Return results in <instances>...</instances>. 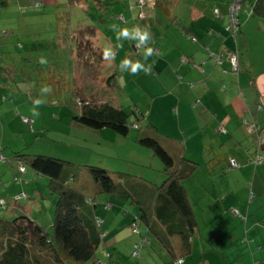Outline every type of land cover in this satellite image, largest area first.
Returning a JSON list of instances; mask_svg holds the SVG:
<instances>
[{
    "label": "crops",
    "instance_id": "0c3cea01",
    "mask_svg": "<svg viewBox=\"0 0 264 264\" xmlns=\"http://www.w3.org/2000/svg\"><path fill=\"white\" fill-rule=\"evenodd\" d=\"M21 1L28 6L23 8L24 13H27L28 9L31 10L30 13H40V4L55 3L53 0ZM33 1H37V5H34ZM180 1H184L185 7L180 15L174 16L171 8L174 5L177 7ZM229 2L230 0L165 1L168 15H164L171 23L178 24L181 36L177 43L169 45L162 38L155 42L154 48L158 55L149 57L147 62L153 64L152 72L148 74L151 82L147 90L148 93H153V97L150 99L146 121L162 132L164 135H160L165 136L171 143L181 144L184 157L196 163L190 176L184 180L197 221L191 237V255L188 261L194 264H264V132L257 133L260 135L259 142L257 134L248 130L251 125H264V13L253 12L256 0H243L236 15L239 23L238 33L232 36L226 30L229 24ZM260 4L264 6V0ZM215 9L219 10L220 15L215 14ZM133 16V11L128 17L124 16L127 25L134 22ZM98 42L100 53L107 46H111L116 53L115 60L109 62L111 74L114 75L112 81L116 84L119 76L124 74L119 70L123 57L132 59L137 56L138 59L141 50L136 54L130 53L128 46L120 50L118 45L124 42L119 43L113 36ZM129 43L133 42L129 40ZM57 45L66 47L67 52L61 51L63 62L60 66L58 64L50 69L55 74L61 72L60 77L66 79L64 84H68L65 90L71 95L76 89V62H81L74 52L76 41L72 38L68 42L58 41ZM7 47L0 45V62L3 65L6 63L3 61L9 57L6 53ZM232 52L237 53L238 59V71L235 72L226 59ZM211 53L222 54V64L216 65ZM50 64L55 65L54 61ZM63 64L65 69L61 68ZM2 74L6 76L5 72ZM126 75L125 72L124 82L133 81L129 76L125 78ZM120 87L116 84L115 95L119 99L130 95ZM97 89L90 88V94L99 93ZM85 90L88 92V89ZM3 96L1 99L5 102L7 97ZM10 96L17 108L26 111V114L21 115L32 116H28L32 119L33 130L28 127L31 136H36V131H40L42 135L48 136L45 140L62 143L74 163L84 161L86 164L100 165L108 169L111 167L103 159L96 160L94 164L91 162V156L96 153L101 156L108 154L106 150L111 147L110 143L99 138L101 132L109 133L112 140L124 142L118 134L79 125L71 119V109L68 107V129L72 135L69 138L50 140L51 127L55 123L38 109L40 114L34 117L32 105L27 108L28 102L22 96L17 97L14 91ZM53 102L50 105L54 107ZM25 105L26 107H23ZM137 112L141 113L140 110ZM50 114L58 119V124H65L59 119L57 109L51 110ZM145 117L143 115V118ZM60 130L58 127L59 132ZM41 140L42 138L35 137L33 142L40 145ZM2 145L4 143H0V154L10 157ZM5 146L11 148L10 144ZM87 150L88 157L83 158ZM110 153L113 154L112 151ZM256 154L263 156L261 163L255 164L251 161ZM146 155L147 158L153 156L152 161H156L152 152ZM230 159H234L237 166L228 168ZM1 165L2 162L0 197L9 199L7 202L13 211L20 213L11 196L23 190L30 195L33 205L37 207L34 214L40 211L41 204L37 200L38 196H42V185L47 181H41L45 178L34 172H27L21 176L20 182H16L14 179L19 176L16 168ZM101 200V204L109 203L111 209L107 210L101 205L97 207V215L102 218L103 229L106 231V236L96 253L98 258L108 251L111 256L106 264H175L169 252L153 237L148 244L157 255L148 251V245L143 246L141 237L139 239L131 236V214L127 211L134 209L124 198L110 196ZM28 213L40 221L41 214L34 217L31 210ZM49 219L52 223V216H49ZM126 229L130 233L126 232ZM138 243H142L140 250L145 249V253L140 251L141 258L135 260L131 258V252L133 246ZM126 253H129L130 258Z\"/></svg>",
    "mask_w": 264,
    "mask_h": 264
},
{
    "label": "trees",
    "instance_id": "16d2710c",
    "mask_svg": "<svg viewBox=\"0 0 264 264\" xmlns=\"http://www.w3.org/2000/svg\"><path fill=\"white\" fill-rule=\"evenodd\" d=\"M61 1L64 5L65 1ZM104 1L108 4L114 0ZM165 1L155 0V7L159 8L163 14L168 15V7ZM261 1L256 0L253 4V12L256 14L264 13V6L260 4ZM58 4H40L41 10L44 9L40 13L41 15L30 13L31 10H27L28 16H26L34 17L29 21H26L23 17L21 25L25 28L23 36H28L27 41L34 44L30 47L31 49L38 50L39 48L48 49L51 47V50L54 45L59 48V56L62 54L61 51L67 52L66 47L62 48L57 44L58 41L68 42L70 40L69 29L75 28V23L72 19L70 20V17L65 19L66 24L62 28L61 25H56L57 31L52 36V42L50 43L47 42L45 37L40 36L43 32L37 29V24H41V19L37 18L48 15V12H52L49 15H54L52 8L57 7ZM82 4V7L86 5L84 0H82ZM133 8V5L129 7L130 13ZM20 9L22 11L23 7ZM66 13L68 14V12ZM75 15L80 20L81 15L78 10H76ZM133 17L135 18V16ZM83 21L85 22V20L77 22V26ZM115 21L127 25L125 17L124 19L116 17ZM132 25L131 23L130 26ZM52 27L53 24H50V28ZM100 30L92 28L89 33L83 31L80 36L72 37L77 41L76 48L78 52L75 53H80V59H85L86 55L88 58L92 57L91 49L93 48L89 41ZM11 34L9 29L1 28L0 45L10 44L12 41L10 39ZM100 34L98 40L103 41L104 32L101 31ZM107 38L110 39V36H107ZM37 42L42 44L39 45ZM82 43L84 44L82 45ZM19 45L22 46L20 43ZM82 46L86 48L84 52L79 50ZM140 50L134 48L133 52H129L136 54ZM54 52L55 50L52 54H55ZM98 54L101 55L100 51ZM215 64L220 65L216 61ZM113 76V74H110L106 79L107 90L114 94L113 99L97 102L94 99L81 97L80 91L77 92L75 89L74 95H70L67 105L71 109V119L79 125L92 129H110L118 135L126 136L130 128H140L136 126V121L129 118L134 113L135 118L140 119V113L136 110H133L132 113L124 110L120 99L115 95L117 90L116 84L112 81ZM76 98H79V104L76 102ZM24 117L29 118L31 121H24ZM21 120L29 126L30 130H33L30 117L21 115ZM147 128H150L156 136L146 134L144 137H138L136 141L141 146L150 148L152 154L156 155L162 162L163 168L161 171L164 172L165 177L158 185L149 183L142 176L114 172L100 165L74 164V162L68 160L40 154L42 152L32 154L17 151L10 157L0 154L2 164L6 161L14 162V168H16L19 175L14 179L16 182H20L21 176L29 172L27 167L32 168V172L45 178L47 182L43 185L41 197L48 199L53 206L51 215H49L52 216V223L49 224L52 229L51 232L48 228L43 227L38 222L39 220L32 218L28 213L30 210L25 211L21 206V208L18 206L20 213L12 211L13 213L10 216L8 215V218H3L0 214V264H85L89 260L92 261V264H96L97 260L108 261L111 256L108 251L101 258L96 256L100 244L106 236V231L103 229V220L97 215L96 211L99 205L107 210L111 207L109 203H99L96 195L93 197L88 196L85 192L73 186L72 183L77 177L76 173L81 170L80 167L85 168L91 174L95 184V194L117 195L137 208L136 210L133 208L134 211L126 210L131 214L129 228L131 229L132 223L137 225L138 232H132V229L131 232L138 234L142 238V242L149 243L150 238L153 237L169 252L174 262L179 258H183L182 264H194L188 263V261L191 255V237L195 231L197 221L183 181L190 176L196 163L184 157V149L181 144L168 141L165 136L154 130L155 127L151 123H148ZM44 189L45 192H43ZM30 198V195L23 190L17 191L11 196L13 204L22 199L27 202L30 200L33 203ZM30 202L26 203L23 208L27 207ZM9 205L5 197H0V210H13ZM174 240H177V247L174 245ZM141 247L142 243L141 245L138 244L137 249L139 250ZM134 249L135 246H133L132 251Z\"/></svg>",
    "mask_w": 264,
    "mask_h": 264
},
{
    "label": "rangeland",
    "instance_id": "374dc122",
    "mask_svg": "<svg viewBox=\"0 0 264 264\" xmlns=\"http://www.w3.org/2000/svg\"><path fill=\"white\" fill-rule=\"evenodd\" d=\"M43 1L44 0H41V2ZM53 1L56 2L54 4L59 3L57 7L52 8L54 15L51 16L49 14H51L52 12H48V15H42L43 18L41 16L37 18L41 19V24H37V29L40 32H43V34H40V36L45 37L47 42L49 43L52 42V36L56 34V25L59 24L62 28L63 25L66 24L65 19H67L68 17H71L75 23V28L69 29L70 40L72 39V37L75 38L76 36H80V33H82L83 31L87 33L91 32L92 28H97V30H100L101 28L106 38L107 36H113L115 39L116 33H114L110 28L112 24L119 25L120 27H132L134 25L148 26L153 37V41L149 44V46L151 47H154V43L159 41V39L161 38L163 39V41H166L168 45L177 43L181 36L179 33L180 31L178 29V24L171 23L169 18H167L159 8L155 7V0H114L108 4H106L104 0H84V2L86 3L84 7L81 6L83 5L82 0H64V5L62 4L61 0ZM166 1L168 2L171 0ZM130 3H132V5L134 6L132 10L135 16V20L134 22H132L133 25H125L122 22L117 23L115 21L116 16H122L123 18L124 16H129V7L132 6L130 5ZM179 3L180 4L177 7H175L174 5L171 8L172 15L174 16L180 15L185 7L184 1H180ZM33 4L37 5V1H33ZM20 6L23 8L28 7L23 4V1L21 0H0V29L4 27L9 29L12 33V37H10L12 41L10 42V44H6L8 46L7 48L9 52L7 54H9V57H7V60L3 61L6 62L4 63V65L2 62H0V120L2 122V124H0V143H4V145H2V148L5 153L9 154V156H12L13 153L17 151L36 153L37 150H40V152H42L40 154H45L48 156L71 161V158H69L67 154L69 152L66 151L62 143L57 141L49 142L48 140H45L44 138H47L48 136L42 135L40 131H36V136H31V133L28 129L29 126L21 120V114H26V111H22L20 108H17L16 105H14L11 101L10 94L12 93V91H14L17 97L22 96V98H24L28 102L27 108L31 105L32 107H34L33 100L42 99L44 103L39 106L38 110L44 112V115H47V117L51 121H53V123H55L53 126L52 124H47L49 127L52 126V136L50 135V140H53V138H69L72 135L69 132L70 130L68 129V127H70L68 123L70 120L68 116L69 110L67 109H69L70 107L67 105V102L69 101L70 94L67 90H65V87L68 84H64L66 79L65 77H60L61 72L55 74L50 69L52 68V66L57 67L58 64L60 66V64L63 62V56L58 55L59 48H57V46H53V49L51 50V47L48 49L39 48L38 50L30 48L34 44H31L27 41L28 36H23L25 28L22 27L21 22L23 17H25L24 19H26V21H29L33 19L34 16L27 17L28 14L23 12L24 9L21 11ZM76 10H78L79 14L81 15L79 19L85 20V22H81L78 26L77 22H79L80 20H78L77 16L75 15ZM42 11H40V13H42ZM66 12H68V14ZM49 23L53 24L52 28H50ZM158 34H160L161 36H159ZM99 36V33H95L93 37L90 38L89 44H91V47L94 49H91L92 57L88 58L86 55L85 59H81V62H76L78 63V65L76 64L77 78L75 79L76 91H80V96L86 99H94L97 102L106 101L110 98L113 99L112 96L114 95L111 94V92H109L106 87V79L108 78V75L112 73V69L109 66V62L103 59L102 52L101 55L98 54V52L101 51L98 45ZM105 37H103V41H106ZM122 41L124 42L122 44L123 47L128 46V51L133 52L134 48H136L135 41H131L133 43H129V40ZM19 43L22 45L21 47ZM83 44L84 43H82V45ZM122 48L120 47V50H122ZM41 50L43 52H40ZM53 50H55V54H52ZM79 50L80 52H84L86 48L82 46L79 48ZM74 52H78L76 46L74 48ZM162 52L160 53L161 55L163 54ZM76 55L77 57H79L80 53ZM41 57L47 60V64L39 63V59ZM123 58H125V56ZM135 59H137V56H133L132 60ZM138 59L141 61L144 60L142 55L140 57L138 56ZM53 61L55 65L50 64ZM61 68L65 69L64 64L61 66ZM3 72H5L6 74L5 77L2 74ZM126 73L127 75L125 78L129 76V78H131L133 81L128 80L124 82V72L123 75L119 76V80H117L116 82L117 85L124 88L123 92H128L130 94L129 96H125L122 99L120 98L121 104L124 110L128 113H132L133 110L141 111V113L139 114L140 119L135 118L136 116L134 113L129 117L131 120L136 121V126L139 125L140 128H130L129 133L126 136L119 135V137L123 138L124 142L122 143L116 140H112L113 138L109 133L101 132L99 138L102 139V141L110 143L111 147L106 150L108 154H104L102 156L100 154H97L96 152V154H92L91 162L95 164L97 162L96 160L103 159L108 162L109 166H111L109 167V170L142 176V178L147 180L149 183L158 185L165 177L164 172L161 171L163 168L162 162L156 155H154L156 161H152L153 156L147 158L146 153L151 152V149L141 146L140 143L136 141L138 137H144L146 134L156 136L151 132L150 128H147L149 122L146 121L150 108V99L153 97V93H151V91V94L147 92L148 85L150 84L151 79L148 77V74L146 75L142 71L138 75H131L129 72ZM44 86L51 87L52 92L50 94H42L41 88ZM90 88H99V90L97 89L99 93L95 94V92L93 91L94 95H91L89 92ZM85 89H88V92H86ZM105 91H108L106 92L108 94L104 93ZM3 95L7 97L5 102L1 99L2 97H4ZM71 95L73 96L74 94ZM51 102H53L54 107L50 105ZM76 102L79 104V98H76ZM23 107H26V105ZM53 109H57L59 119L65 124H58V119L52 117V114H50V112ZM143 115L146 117L143 118ZM58 127H60L62 131L60 130L59 132ZM104 130L110 132L112 131L110 129ZM155 131L158 134L164 135L156 128ZM35 137L42 138V142L39 143L40 145L33 142L35 140ZM5 144H10L11 148H7ZM110 151H112L113 154H111ZM74 153L78 154L76 151H74ZM88 153L89 150L84 153V157L83 154L81 156L83 158H87ZM137 154H139V156ZM9 164L11 166L13 164L14 167V162L11 161L3 162V165L1 166L7 167L9 166ZM74 164L85 165L86 163H84V161H81V163ZM88 165L92 164L90 163ZM13 167L12 170H14ZM80 168L81 170L76 173L77 177H75V181L72 183L74 187H77L81 191L85 192L88 196L93 197L94 195H96L99 203L102 202L101 199L103 197H110V195L108 194H95V184L91 174L85 168ZM27 170L29 172L33 171L30 167H27ZM41 182H46V180L44 179ZM183 185H185L184 181ZM43 192H45V189ZM44 196L47 198L46 195ZM6 200L9 201V199ZM37 202L41 204V209L36 214H34V211H36L35 209L37 207L34 206L31 202L29 205H27V207L24 208L23 206L26 205V201L23 199L15 202L17 204L14 203V205H16L17 208L21 206L25 211L32 210V214L34 215V217L41 214L40 221L38 222L46 229L48 228V230L51 232L52 229L49 227V215H51L53 206L48 199H45L41 196H38ZM129 206L135 208V210L137 209L131 204H129ZM20 208L18 210H20ZM12 211L13 210H0V214H2L3 218H8L10 214L13 213ZM126 232L129 231L126 229ZM131 236L139 237L140 239V236L138 234L131 233ZM138 244L141 245V243ZM145 244L148 245L146 246L148 251H152L151 253L153 255H157V253L152 249L151 245L149 246L148 242L144 243L143 246ZM174 245L175 247L177 246V240H174ZM140 249L139 255L132 256V259L138 260L141 258L140 251L142 250ZM142 252L145 253V249ZM128 254L129 253H126V255ZM128 257L130 258V255H128ZM119 259H121V257H119ZM104 262L106 264V261ZM85 264H92V262L91 260H89Z\"/></svg>",
    "mask_w": 264,
    "mask_h": 264
},
{
    "label": "clouds",
    "instance_id": "9594fccd",
    "mask_svg": "<svg viewBox=\"0 0 264 264\" xmlns=\"http://www.w3.org/2000/svg\"><path fill=\"white\" fill-rule=\"evenodd\" d=\"M110 28L113 32L116 33L117 41H122V40L135 41L136 48L138 50L142 49L141 55L143 56L144 60L143 61L139 59L132 60L126 56L119 64L120 72L122 73L129 72L131 75H138L142 71L146 75L151 74L153 69V64L146 62L149 57H152L153 55H156L158 53L154 47L149 46V44L153 41V37L148 26L134 25L132 27H127V26L120 27L119 25L112 24ZM118 47L122 48L123 45L120 44L118 45ZM115 55L116 53L111 46H107L102 50V56L105 61L108 62L114 61ZM39 63L47 64V60L41 57L39 59ZM51 92L52 89L49 86H44L41 88L42 94H50ZM42 103H44L42 99L33 100L34 107L32 108V115L34 117L39 116L40 113L38 112L37 109Z\"/></svg>",
    "mask_w": 264,
    "mask_h": 264
},
{
    "label": "built area",
    "instance_id": "2783aa9c",
    "mask_svg": "<svg viewBox=\"0 0 264 264\" xmlns=\"http://www.w3.org/2000/svg\"><path fill=\"white\" fill-rule=\"evenodd\" d=\"M242 1L243 0H230V2H229V10H228L229 24L226 27V30L228 32H230V34L232 36H234L236 33H238L239 23H238V20L236 18V15L241 8ZM214 12L216 15H220V12L218 9H215ZM117 18L123 19L122 16L117 17ZM211 56L215 59L217 64H221L224 60V56L222 54L215 55V54L211 53ZM226 59L229 61L230 65H231V69L233 71H238L237 53L236 52L229 53L227 55ZM23 120L26 122L31 121L27 117H24ZM248 130L250 133H254V134L259 133L260 134L261 132H264V125L262 127H254L253 125H251L248 127ZM259 134H257V138H258L257 140L260 142V135ZM251 161L254 162L255 164L261 163L263 161V156L256 154L252 158ZM228 165H229L228 168H231V167L237 166V163L235 162L234 159H230ZM131 229H132V232H135V233L138 232V227L135 223L131 224ZM134 246H135V249L132 251V256H137V255H139V250L137 249L138 244H135ZM181 262H183V258H179V259L175 260L174 263L175 264H181ZM96 264H105V262L97 260Z\"/></svg>",
    "mask_w": 264,
    "mask_h": 264
}]
</instances>
